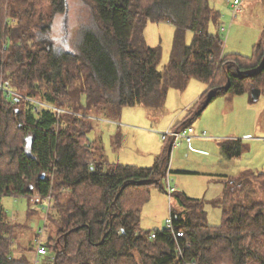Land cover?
<instances>
[{
  "label": "trees",
  "instance_id": "1",
  "mask_svg": "<svg viewBox=\"0 0 264 264\" xmlns=\"http://www.w3.org/2000/svg\"><path fill=\"white\" fill-rule=\"evenodd\" d=\"M44 2L0 0V264H34L36 252L20 246L3 195L47 201L45 220L57 229L43 242L47 221L39 228L40 264H264V198L256 195L264 168L222 180L217 225L201 198L169 185L179 206L169 208L172 227L149 230L140 226L143 193L165 192L170 138L161 157L140 167L95 158L87 136L90 109L160 108L169 88L184 89L190 79L206 84L190 110L251 86L263 93L264 29L246 57L223 53L226 27L208 30L220 15L209 0ZM148 21L174 27L162 70L160 47L144 38ZM220 147L227 158L245 149L230 138Z\"/></svg>",
  "mask_w": 264,
  "mask_h": 264
},
{
  "label": "rangeland",
  "instance_id": "2",
  "mask_svg": "<svg viewBox=\"0 0 264 264\" xmlns=\"http://www.w3.org/2000/svg\"><path fill=\"white\" fill-rule=\"evenodd\" d=\"M239 2V11L235 14L232 10L233 0H209L210 5L218 10L220 15L217 20L214 19L209 23L208 30L216 31L218 25L226 27L225 32H219L223 41V53L250 57L264 29V0H239ZM39 3L42 5L41 2ZM76 12L71 13L70 16L76 15ZM86 19L83 16V20ZM71 20L72 17L69 18V23ZM173 36L174 27L167 22L148 21L144 27L146 42L161 49V58L157 66L160 70L168 62ZM191 39L192 33L187 31L186 42L189 43ZM204 90H206L205 84L191 79L183 90L170 88L160 108H149L142 104L124 106L119 116L114 115L113 112L90 109L89 120L92 129L87 132V136L93 144L94 157L105 155L109 162L151 165L155 155L162 151L165 144L161 133L167 130V124L181 120L187 115L190 110L188 108ZM248 94L218 96L194 117L191 122L194 129L192 134H199L205 129L206 134L203 139L210 141L208 143L213 144V148H207L206 155L187 151L185 145L171 148L169 168H176L177 154H179L180 162L199 172L196 174L168 172L163 178L165 192L156 187H150L149 191L144 192L145 198L140 210L142 228L154 230L164 227L166 218L169 217V208L171 206L179 208L175 198L169 196V185L170 189L184 190L191 196L201 198L208 223L217 225L221 220L222 208L214 200L224 193V184L222 180L219 181L218 176L203 174L200 171L235 176L242 167H255L258 170L264 168V91L255 101H252ZM203 100L207 102L208 98ZM198 107L199 104L193 110L199 111ZM33 109L38 110V107ZM242 132L252 135V138L247 139L250 149L244 150L238 159H227L219 154L216 138H228L233 133L235 137H241ZM183 143L185 142L182 139L180 144ZM227 179L233 178L228 176ZM257 191V197L264 198V191ZM1 202L8 219L14 225V234L22 248L30 251L36 248L37 238L40 236L39 228H42L46 221L42 241L45 242L55 235L56 225L49 219L45 220L47 205L45 199L3 195ZM42 258L43 256H40L34 264H40Z\"/></svg>",
  "mask_w": 264,
  "mask_h": 264
},
{
  "label": "crops",
  "instance_id": "3",
  "mask_svg": "<svg viewBox=\"0 0 264 264\" xmlns=\"http://www.w3.org/2000/svg\"><path fill=\"white\" fill-rule=\"evenodd\" d=\"M226 30V29H225ZM191 80V79H190ZM189 80V81H190ZM197 80V79H196ZM188 81V82H189ZM198 81H200V80H198ZM201 82V81H200ZM203 84H205L204 82H202ZM188 84V83H187ZM206 85V84H205ZM187 86V85H186ZM186 88V87H185ZM184 88V89H185ZM170 89V88H169ZM168 89V90H169ZM176 89V88H175ZM178 90H180V89H178ZM183 90V89H182ZM205 91V90H204ZM203 91V92H204ZM167 92H169V91H167ZM202 92V93H203ZM202 93H201V95H202ZM262 94V93H261ZM167 95V94H166ZM200 95V96H201ZM241 95V94H240ZM199 96V97H200ZM220 96H229V97H232V96H234L233 94H224V95H220ZM248 96H249V94H248ZM218 97V96H217ZM260 97V96H259ZM249 98H250V96H249ZM215 99V98H214ZM214 99H212V100H214ZM251 99V98H250ZM259 99V98H258ZM197 100V99H196ZM211 100V101H212ZM252 100V99H251ZM250 100V101H251ZM210 101V102H211ZM253 101V100H252ZM209 102V103H210ZM208 103V104H209ZM207 104V105H208ZM194 105V104H193ZM192 105V106H193ZM206 105V106H207ZM195 106H197V105H195ZM206 106H202L201 108H200V110L199 111H194L193 109H191V110H189L188 111V114L187 115H185V116H183L182 118H181V120H177V121H175V122H173V121H171L169 124H167V126H166V128H170V127H172L173 125H175L177 122L179 123V125H178V127H181V126H183L184 124H185V122L186 121H188L186 124H189V125H191V122H192V120L194 119V118H192V116H198L201 112H202V110H204V108L206 107ZM193 112V113H192ZM120 114H121V112H120ZM119 114V115H120ZM118 115V116H119ZM177 123V124H178ZM181 123V124H180ZM176 124V125H177ZM175 125V126H176ZM192 126V125H191ZM174 127V126H173ZM177 128V127H176ZM197 131V130H196ZM194 132V131H193ZM197 132H199V131H197ZM205 132V134H206V131H205V129H202V132L200 131V133L198 134H194L193 135V138H192V140H191V142L190 143H187L184 139H183V141L185 142V143H183V144H180L181 143V140H180V142H179V145H185V149L187 150V151H194V152H197V153H199V154H202V155H206L207 153H206V149L207 148H213L212 147V145L213 144H210V143H208V142H210V141H208V140H205V139H203L204 137H205V134H203ZM236 135H234V133L233 134H231L230 135V137H228V138H230V139H241V141H242V143H243V145L245 146L244 148V150H248V149H250V145L247 143V139L248 138H252V135L250 134V133H247V132H242L241 134H240V136L241 137H235ZM228 138H216L215 139V143H216V145H217V147H218V149L220 150V153L219 154H221V155H223V152H222V150H221V147H220V143H221V141L222 140H224V139H228ZM253 138H255V137H253ZM257 138V137H256ZM163 141H164V145H163V147H162V151L160 152V153H158V154H156L155 155V158H154V160H153V163L156 161V159H158L159 157H161V155L162 154H164V152L166 151V149L169 147V140L167 139V140H164V139H162ZM246 140V141H245ZM171 141V140H170ZM253 140H251V142H252ZM178 146V145H177ZM216 146L214 145V148H215ZM242 153H243V151L241 152V154H240V156H238V157H232V158H227V159H233V158H235V159H238V158H240L241 157V155H242ZM103 157V159L104 160H107V158L105 157V155H103L102 156ZM225 157V156H224ZM178 158H179V154H177V160H176V168L175 169H173V167L172 168H169V162H168V170H167V172H166V174L169 172V173H171V172H175V173H179V174H188V173H193V174H196V173H198L199 171H197V169H190L187 165H185V164H183L182 162H180L179 160H178ZM108 161V160H107ZM152 163V164H153ZM129 164V163H128ZM151 164V165H152ZM131 165H135V164H131ZM151 165H148V166H151ZM136 166H140V165H136ZM148 166H140V167H148ZM246 169H252V170H258L257 168H253V167H247V168H244V167H242V168H240L239 169V171H238V173H237V175H235V176H232V175H228V174H225V173H220V172H217V173H213V172H210V171H204V172H201L200 171V173H203V174H206V173H208V174H211V175H215V176H218L220 179H219V181L220 180H223L224 178H227L228 176H230V177H232V178H236L237 176H239L240 174H241V172H243L244 170H246ZM166 174H165V176H166ZM164 176V177H165ZM222 182V181H221ZM174 189H176V188H174ZM182 191H184V190H182ZM186 194H188L186 191H184ZM189 195V194H188ZM191 196V195H190ZM192 197H194V196H192ZM196 198H199V197H196ZM36 253V252H35Z\"/></svg>",
  "mask_w": 264,
  "mask_h": 264
},
{
  "label": "built area",
  "instance_id": "4",
  "mask_svg": "<svg viewBox=\"0 0 264 264\" xmlns=\"http://www.w3.org/2000/svg\"><path fill=\"white\" fill-rule=\"evenodd\" d=\"M239 0H233L232 7H233V13L236 14L237 11H239ZM222 30L225 29L224 27H221ZM37 111V110H35ZM193 127L192 126H185L182 128H174V129H168L165 132L161 133V138L166 139L167 137L170 138L171 146H177L179 145V142L181 139H184L187 143H190L193 138ZM205 134V132L203 133ZM165 224L167 227L171 228V219L168 217L166 218ZM39 232L42 233V230L39 229ZM151 236H155V233L152 232ZM40 240V239H39ZM46 254V248L44 247L42 241H38L36 244V253H35V260L34 262H37V259L39 256Z\"/></svg>",
  "mask_w": 264,
  "mask_h": 264
},
{
  "label": "water",
  "instance_id": "5",
  "mask_svg": "<svg viewBox=\"0 0 264 264\" xmlns=\"http://www.w3.org/2000/svg\"><path fill=\"white\" fill-rule=\"evenodd\" d=\"M66 15H67V11L65 13V17H66ZM260 94H261L260 88L255 87V86H251V88L249 90V96L253 101L257 100L259 98Z\"/></svg>",
  "mask_w": 264,
  "mask_h": 264
}]
</instances>
